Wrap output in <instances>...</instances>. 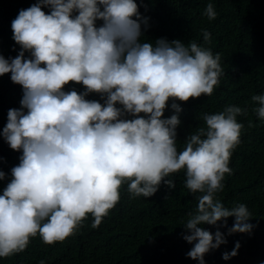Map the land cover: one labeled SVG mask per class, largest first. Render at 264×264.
<instances>
[{
	"label": "clouds",
	"instance_id": "obj_1",
	"mask_svg": "<svg viewBox=\"0 0 264 264\" xmlns=\"http://www.w3.org/2000/svg\"><path fill=\"white\" fill-rule=\"evenodd\" d=\"M203 15L216 18L212 3ZM142 25L148 18L136 0H37L12 21L20 51L0 55V76L10 73L23 96L20 108L8 110L0 136L22 154L0 194V258L24 251L37 235L47 245L62 242L89 214L96 228L119 202L122 184L130 197L149 198L161 184L175 188L167 177L181 170L187 190L201 194L183 225L189 233L183 239L193 245L187 257L205 264L207 253L227 243L219 229L229 217L235 219L228 235L251 233L245 204L229 209L216 199L240 143L237 117L247 109L229 105L203 114L204 126L182 150L176 146L178 102L212 95L223 75L220 55L195 41L146 42ZM203 39L210 43L206 30ZM70 83L83 91H66ZM92 94L103 103L87 99ZM251 100L264 121V94ZM169 102L174 114L165 118Z\"/></svg>",
	"mask_w": 264,
	"mask_h": 264
},
{
	"label": "trees",
	"instance_id": "obj_2",
	"mask_svg": "<svg viewBox=\"0 0 264 264\" xmlns=\"http://www.w3.org/2000/svg\"><path fill=\"white\" fill-rule=\"evenodd\" d=\"M37 0H0V55L15 58L20 46L12 39V21L22 9ZM142 16L148 18V26L142 25V40L155 43L159 38L168 41L181 40L185 44L195 41L219 54L223 75L211 96L201 95L181 104V121L177 128L178 151L185 146L189 134L204 126L203 114H216L226 106L247 109L246 115L237 117L243 125L240 143L232 151L229 167L222 181L223 190L216 199L229 209L245 204L254 227L251 233H233L228 228L234 217L227 218V227H220L226 244L204 256L205 264H264V121L253 111L256 104L253 95L264 94V0H136ZM209 3L213 4L216 18L203 15ZM46 13L48 8L43 9ZM99 23V22H98ZM211 35L205 43L203 31ZM26 57L28 54H25ZM83 86H65L69 91ZM22 87L14 84L10 73L0 76V132L7 123L8 110L20 108ZM89 100L103 103L99 95ZM165 118L174 114L170 107ZM21 152L12 150L0 136V171L6 174L0 180V194L11 179V169L19 164ZM175 183L169 189L161 184L149 198H132L127 182L119 189L120 199L100 225L92 227L93 217L87 216L75 232L62 242L43 243L39 235L30 239L26 249L8 258H0V264H199L187 257L193 247L183 239L189 234L184 228L189 212H193L200 193H190L185 187L184 170L167 177ZM213 234L217 230L204 225ZM238 254L228 260L223 253L231 252L236 243Z\"/></svg>",
	"mask_w": 264,
	"mask_h": 264
}]
</instances>
